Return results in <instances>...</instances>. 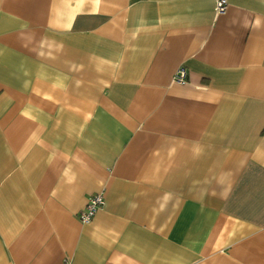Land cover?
Masks as SVG:
<instances>
[{
	"label": "crops",
	"instance_id": "0c3cea01",
	"mask_svg": "<svg viewBox=\"0 0 264 264\" xmlns=\"http://www.w3.org/2000/svg\"><path fill=\"white\" fill-rule=\"evenodd\" d=\"M0 264H264V0H0Z\"/></svg>",
	"mask_w": 264,
	"mask_h": 264
},
{
	"label": "built area",
	"instance_id": "2783aa9c",
	"mask_svg": "<svg viewBox=\"0 0 264 264\" xmlns=\"http://www.w3.org/2000/svg\"><path fill=\"white\" fill-rule=\"evenodd\" d=\"M227 6V0H214V7L216 13H224ZM174 80L178 83H184L186 81V70L183 67H179L174 73ZM104 203V196L102 193H96L91 195L83 210L78 214V218L82 223H88L96 211L101 208Z\"/></svg>",
	"mask_w": 264,
	"mask_h": 264
}]
</instances>
